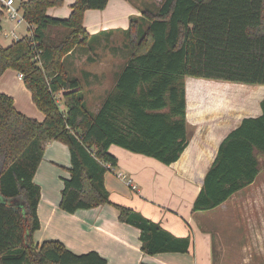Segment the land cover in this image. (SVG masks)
Instances as JSON below:
<instances>
[{
    "label": "trees",
    "instance_id": "1",
    "mask_svg": "<svg viewBox=\"0 0 264 264\" xmlns=\"http://www.w3.org/2000/svg\"><path fill=\"white\" fill-rule=\"evenodd\" d=\"M108 0H74L67 18L47 14L63 0H25L19 7L31 33L0 44V76L23 74L38 121L0 93V264H107L95 251L75 254L58 240L32 241L39 228L40 187L34 174L45 143L59 141L70 155L59 207L74 213L110 203L104 174L117 166L109 151L117 145L132 153L175 162L188 145L185 77L264 85V0H163L131 19L129 58L115 86L96 113L87 110L78 79L69 78L64 57L91 35L86 10ZM0 11V32H2ZM135 25V27H134ZM59 100L64 109H60ZM262 114L243 118L220 143L193 203L194 211L213 209L253 182L264 159ZM120 222L139 229L147 254L186 252L189 237H176L138 211L120 205Z\"/></svg>",
    "mask_w": 264,
    "mask_h": 264
},
{
    "label": "crops",
    "instance_id": "2",
    "mask_svg": "<svg viewBox=\"0 0 264 264\" xmlns=\"http://www.w3.org/2000/svg\"><path fill=\"white\" fill-rule=\"evenodd\" d=\"M14 1L19 6L25 0ZM73 3L74 0H63L61 6L49 7L47 14L67 18ZM142 6L137 8L130 0H108L102 10H86L83 25L91 36L102 30L128 28L127 18L141 17ZM2 20L6 22L5 27L1 21L2 34L12 28L20 36L31 33V25H14ZM3 37L12 41L4 34ZM92 73L97 75L96 71ZM97 78L79 81L85 104L89 102L87 90L96 88L100 82ZM242 87L246 98L233 104L231 86L226 82L188 77L185 86L188 145L180 157L166 165L155 158L111 145L109 151L117 158V166L104 174L110 203L94 208L67 213L59 207L63 179L70 176V155L67 145L55 140L46 142L34 174V182L40 187V199L39 228L32 233V241L40 244L45 240H58L75 254L95 251L107 264H263L264 164L260 158L259 172L252 183L213 209H192L222 140L243 118L262 114L264 85ZM207 91L211 94L206 95ZM0 93L11 96L21 113L38 121L44 119L23 80L18 79L17 71L6 69L3 72ZM99 100L94 98L95 103ZM128 180L136 190L129 187ZM115 205L138 211L176 237H189L188 250L144 253L139 229L120 222Z\"/></svg>",
    "mask_w": 264,
    "mask_h": 264
},
{
    "label": "rangeland",
    "instance_id": "3",
    "mask_svg": "<svg viewBox=\"0 0 264 264\" xmlns=\"http://www.w3.org/2000/svg\"><path fill=\"white\" fill-rule=\"evenodd\" d=\"M163 0H130L135 7H142L151 11H156V8L162 3ZM5 19V18H2ZM138 20L146 28V21L142 19L134 18ZM3 25L6 27V22L1 20ZM126 23L128 27L130 25V19L127 18ZM135 27V25H134ZM128 28L108 29L107 31L102 30L95 35H92L90 39L75 47L73 53L64 57L62 63L65 72L69 78L78 79L81 82H88L98 76L100 81L96 88H90L87 90L86 98L89 102L85 104L88 111L95 113L96 109L101 104L103 98L112 90L115 83L117 73L129 58L130 51L128 47L129 32ZM2 41V42H1ZM0 43L4 46L11 43V40L4 38L2 32H0ZM96 71L97 75L92 73ZM184 78V84L186 86V80ZM19 80H22L18 78ZM207 80V79H206ZM216 81V80H213ZM224 82V81H220ZM227 85L231 86V98L232 103L237 104L246 98L244 95L243 87L245 84L226 82ZM227 90V89H226ZM228 91V90H227ZM186 92V90H185ZM206 95L211 94L207 91ZM94 98L100 99L99 103L94 102ZM92 100L93 102H90ZM60 109H64L63 103L59 100ZM36 107V106H35ZM37 109V108H36ZM39 110V109H38ZM40 111V110H39ZM31 117V116H30ZM34 118V117H31ZM37 120V119H36ZM260 162L264 164V159L260 156ZM264 168V167H262ZM264 264V263H263Z\"/></svg>",
    "mask_w": 264,
    "mask_h": 264
},
{
    "label": "built area",
    "instance_id": "4",
    "mask_svg": "<svg viewBox=\"0 0 264 264\" xmlns=\"http://www.w3.org/2000/svg\"><path fill=\"white\" fill-rule=\"evenodd\" d=\"M0 11L3 18L14 25H19L22 23L29 25V23L25 20L20 7L15 4L14 0H0ZM3 34L6 37H10L12 40H17L22 37L15 31L14 28L9 31H4ZM18 78L22 79L23 74L18 73ZM127 184L132 190H136V187L132 184L131 180H128Z\"/></svg>",
    "mask_w": 264,
    "mask_h": 264
}]
</instances>
